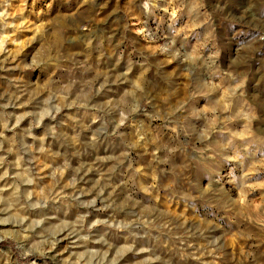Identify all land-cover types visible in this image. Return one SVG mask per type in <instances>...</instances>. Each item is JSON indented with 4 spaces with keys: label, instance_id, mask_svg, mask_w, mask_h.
I'll use <instances>...</instances> for the list:
<instances>
[{
    "label": "rangeland",
    "instance_id": "1",
    "mask_svg": "<svg viewBox=\"0 0 264 264\" xmlns=\"http://www.w3.org/2000/svg\"><path fill=\"white\" fill-rule=\"evenodd\" d=\"M0 264H264V0H0Z\"/></svg>",
    "mask_w": 264,
    "mask_h": 264
}]
</instances>
